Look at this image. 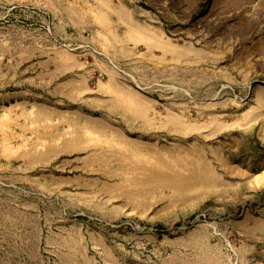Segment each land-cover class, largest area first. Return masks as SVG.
Listing matches in <instances>:
<instances>
[{
    "label": "rangeland",
    "instance_id": "374dc122",
    "mask_svg": "<svg viewBox=\"0 0 264 264\" xmlns=\"http://www.w3.org/2000/svg\"><path fill=\"white\" fill-rule=\"evenodd\" d=\"M0 16V264H264V0Z\"/></svg>",
    "mask_w": 264,
    "mask_h": 264
},
{
    "label": "bare ground",
    "instance_id": "6f19581e",
    "mask_svg": "<svg viewBox=\"0 0 264 264\" xmlns=\"http://www.w3.org/2000/svg\"><path fill=\"white\" fill-rule=\"evenodd\" d=\"M10 10H12V9H10ZM3 16V15H2ZM9 16V15H8ZM1 17V16H0ZM6 19V18H5ZM12 20V19H11ZM10 21V20H9ZM11 22V21H10ZM6 32V31H5ZM0 33H2V32H0ZM4 34V33H3ZM9 36V35H8ZM1 38V37H0ZM10 38V37H9ZM6 39V38H5ZM14 42V41H13ZM2 43V42H1ZM4 44V43H3ZM18 44V43H17ZM31 44V43H30ZM37 44V43H36ZM6 45V44H5ZM0 46H1V44H0ZM11 46V45H10ZM21 46V45H20ZM5 47V46H4ZM24 46H22V48H23ZM30 47V46H29ZM43 47V46H42ZM47 47V46H46ZM14 48V47H13ZM36 47L34 46V49H35ZM38 48V47H37ZM18 49H19V46H18ZM27 49V48H26ZM33 49V48H32ZM50 49V48H49ZM19 50H21V49H19ZM41 50H43V49H41ZM39 51H40V49H39ZM20 52V51H19ZM31 52V51H30ZM42 52V51H41ZM34 53V52H33ZM38 53V52H37ZM32 54V53H31ZM50 55V54H49ZM51 59H53L52 57H50ZM41 59V58H40ZM45 59V58H44ZM49 59V58H48ZM48 62V61H47Z\"/></svg>",
    "mask_w": 264,
    "mask_h": 264
}]
</instances>
